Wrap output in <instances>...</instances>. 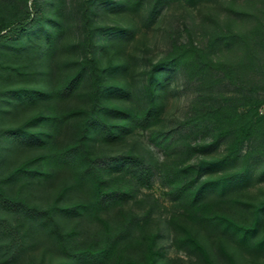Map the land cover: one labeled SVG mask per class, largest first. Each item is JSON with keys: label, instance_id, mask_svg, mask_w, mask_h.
I'll list each match as a JSON object with an SVG mask.
<instances>
[{"label": "trees", "instance_id": "trees-1", "mask_svg": "<svg viewBox=\"0 0 264 264\" xmlns=\"http://www.w3.org/2000/svg\"><path fill=\"white\" fill-rule=\"evenodd\" d=\"M27 1L21 6V0H2L5 10L0 8V47L6 46L7 49L0 48V70L19 69L18 65H10L1 56L4 54L12 59L14 49L22 48V40L25 35L27 38L28 32L41 34L44 40V37L49 38V30L55 28L53 33L58 38L57 42L65 46L61 38L66 27L59 17L61 0L52 4L51 14L44 13L47 2L32 0L34 10L31 11ZM94 1L81 0L79 3L83 54L77 60V66H73L75 62L70 59L60 63L70 70L46 93H51L48 111L36 112L19 125L0 129V137L9 134L21 138L20 142L45 148L0 174V264L14 261L26 248L27 232L20 229V224H23L21 220L12 221L15 212L42 229L64 252L66 258L54 264H101L110 258L116 264H154V251L151 248L153 235L141 242L142 258L127 259L120 250L116 252V235L104 237L98 246L91 243L74 246L70 239L76 229L70 227L63 230L59 217H90L107 228V221L99 213L117 206L129 194L130 186L112 184L104 173L130 170L139 183H148L151 171L145 167L141 157L131 153L110 156L96 153L93 143L95 139L115 141L135 127L144 128L154 122L160 108L156 101L157 91L175 70L202 85H212L226 78L239 87L247 88L246 92L230 96L218 105L196 110L172 130L159 131L161 137L165 138L176 130H206L211 132V143L226 140L224 151L218 156L201 157L196 165L188 163L178 166L172 163L166 166L168 175L174 181L173 190L187 214L186 219L171 218L175 246L196 252L206 264H212L189 220L202 228L218 229L243 247L264 248V232L257 235L264 211V197L248 203L228 195L232 189L246 185L253 175L260 177L264 173V164L254 171V162L264 157V116L259 113L263 103L259 90H264V0H228L230 3L237 2V5L228 8V17L244 23L234 26L229 18L226 21H218L217 18L206 31L204 44L172 40L164 54L144 70L140 92L128 81L119 84L107 81L111 73H126L128 64L125 59L113 61L107 58L102 61L93 52L87 55V48L94 44L93 38L97 33L111 35L119 45L128 37L127 29L119 24L103 26L93 21L91 7ZM169 1L173 0H149V15ZM184 1L195 6L208 0ZM142 2L123 0L116 3L121 10L134 14ZM117 50H121V47L118 46ZM225 51L231 55L230 58L224 57L227 55L223 54ZM218 52L222 57L216 56ZM21 66L27 69L26 63ZM85 78L88 88L82 92L80 89ZM74 93L84 94L87 105L57 109L56 101L59 98ZM104 96L132 100L135 108L127 104H107ZM68 120H72L74 127L73 139L62 145L51 144L54 131ZM246 142L249 144L246 145ZM178 146L184 150L193 149L188 142H181ZM2 160L0 143V164ZM57 171L66 172L70 178L60 185L46 205L30 201L28 195L23 193V187L40 186ZM201 172L211 175L197 180ZM16 184L18 186L13 189ZM70 193H77L78 198L68 199ZM239 204L246 208H239ZM234 209L237 214H233ZM118 211L124 216V211ZM220 249L229 264H235L232 255L222 245Z\"/></svg>", "mask_w": 264, "mask_h": 264}, {"label": "rangeland", "instance_id": "rangeland-1", "mask_svg": "<svg viewBox=\"0 0 264 264\" xmlns=\"http://www.w3.org/2000/svg\"><path fill=\"white\" fill-rule=\"evenodd\" d=\"M32 0L26 3L31 11L34 10ZM47 2L44 13H52V4L56 0H39ZM81 0H61V13L59 17L65 24L66 31L63 35L62 47L57 42L55 28L49 30V38L41 34L32 35L28 32L27 38L22 40V48L14 49L12 59L4 54L2 60L19 69L0 70V129L14 127L23 122L30 115L43 111L47 112V103L51 98V87L70 69L60 65L65 59L73 60V66H77V60L83 54L80 44L83 36L79 16V3ZM123 0H95L92 4V18L97 24L113 26L119 24L128 31V37L120 43L111 35L97 33L94 44L87 48V55L93 52L102 61L111 58L114 60L125 59L128 67L124 75L111 73L107 81L111 84H119L128 81L140 92L144 83V70L151 62L164 54L170 42L176 40L186 43L193 41L204 44L206 31L214 21H229L234 25L244 22L228 17V8L237 5L228 0H208L198 5H189L184 0H173L157 7L152 15L148 13L149 0H143L137 13L121 10L117 3ZM117 2V3H116ZM0 0V8H2ZM21 6L25 0H21ZM5 10V7L2 8ZM8 12V11H7ZM226 19V20H225ZM38 28L39 25L36 24ZM110 34V33H109ZM25 39V40H24ZM60 45V46H59ZM121 50H117V47ZM62 47V48H61ZM6 50V46H1ZM224 57L230 58L226 53ZM218 52L216 56H221ZM26 63L27 69L21 64ZM3 76H6L4 79ZM88 88L87 79L80 91ZM3 90V92H2ZM9 90V91H6ZM247 91L246 87H239L228 79H223L212 85L189 80L183 72L172 71L163 87L158 89L156 101L160 108L157 119L147 127H135L121 138L105 142L95 139L93 148L96 153L107 156L119 153H131L143 159L145 167L151 171L147 184H141L130 170H118L105 172L112 184L130 186L129 194L115 207L99 213L106 221L107 228L103 224L90 217L82 219L59 217L61 228L67 230L74 227L76 232L71 236V244L83 246L91 243L98 246L104 237L117 236L118 244L116 252L121 251L127 259H140L142 252V240L153 235L151 245L154 251V264H206L203 258L196 252L178 248L173 237L174 230L171 218L186 219L187 214L179 202V196L173 190L174 181L166 171V166L172 163L178 166L185 164L196 165L201 157L218 156L224 151L226 140L211 143V132L206 130L189 131L176 130L171 135L161 137L159 131L165 132L174 129L180 121L192 115L196 110L212 105H218L230 96ZM263 96V103L259 107L260 115L264 116V90H259ZM104 100L110 105L127 104L135 108L132 100H119L114 97L104 96ZM48 99V100H46ZM57 109H65L71 106H86L87 98L84 94H70L56 101ZM74 137L72 120H68L58 127L52 137L51 144L62 145L71 141ZM21 138L2 134L3 160L0 164V174L8 171L21 160L43 151L42 145H30L20 142ZM181 142H188L193 149L184 150L178 146ZM249 142H246L248 145ZM264 164V157L254 162V171ZM208 172H201L196 179L200 180L210 176ZM64 171H57L40 186L28 185L23 187V193L28 199L40 205H46L62 183L69 179ZM187 179V177H185ZM18 185L16 184L14 188ZM228 195H233L242 201L257 202L264 197V173L257 177L253 175L244 186L232 189ZM78 198L77 193H70L68 199ZM239 208H246L239 204ZM118 209L124 211L121 216ZM228 212L230 211L227 209ZM237 214V210H232ZM231 211V212H232ZM246 212V211H245ZM132 216V220L129 218ZM21 220L20 229L27 232L26 248L14 261L7 264H54L66 258L64 252L56 242L42 229H38L20 213L12 214V221ZM130 220V221H128ZM202 244L205 246L212 264H229L226 256L221 252L222 245L233 257L235 264H264V248L253 249L241 246L230 235L224 234L215 228H202L187 220ZM129 222V223H128ZM264 232V211L258 224L257 235ZM101 264H116L112 258Z\"/></svg>", "mask_w": 264, "mask_h": 264}]
</instances>
